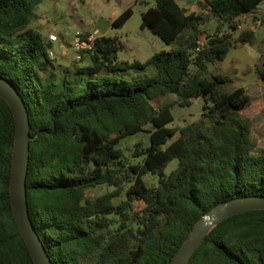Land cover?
<instances>
[{"label": "trees", "instance_id": "trees-1", "mask_svg": "<svg viewBox=\"0 0 264 264\" xmlns=\"http://www.w3.org/2000/svg\"><path fill=\"white\" fill-rule=\"evenodd\" d=\"M264 0H198L188 11L177 0H154L141 13V27L168 49L144 61L116 59V36L80 34L91 64L70 78L53 69L51 42L29 26L41 0H0V76L22 97L29 118L26 196L30 217L53 264H170L195 223L219 202L264 195V152H255L244 110L256 107L244 86L225 90L231 78L209 74L208 63L229 49L252 44L255 32L234 19ZM206 10V11H203ZM130 7L113 21L122 26ZM216 30L205 32L207 17ZM222 24L231 31L221 32ZM80 57V55H79ZM155 73L125 80L97 74L83 85L79 72L101 68ZM193 65V68H191ZM264 80V59L255 65ZM173 94L175 98L160 101ZM203 101L197 120L169 127L173 106ZM150 122L149 145L137 141L125 158L117 144ZM15 118L0 96V264H35L18 229L10 201ZM172 160L175 165L167 172ZM157 175L156 183L144 176ZM106 185L95 196L88 190ZM142 202L138 206L137 202ZM186 264H264V209L219 221Z\"/></svg>", "mask_w": 264, "mask_h": 264}, {"label": "rangeland", "instance_id": "rangeland-1", "mask_svg": "<svg viewBox=\"0 0 264 264\" xmlns=\"http://www.w3.org/2000/svg\"><path fill=\"white\" fill-rule=\"evenodd\" d=\"M181 5L190 4V0H177ZM154 0H41L36 5L34 11L37 16L30 22L29 26L39 31L45 40H50V55L53 58V68L59 77H62L67 68H70L68 75L70 78H76L73 74L75 67H81L91 64L89 54L85 53L81 57L79 49L85 47L79 34H92L91 38L99 35L116 36L121 47L116 54L117 60L144 61L153 53L162 49H168L157 35L149 29L141 27V13L148 7L154 5ZM197 8L199 5L196 2ZM264 9V1L259 5ZM132 10L131 16L122 26H113L112 21L126 8ZM206 11V10H203ZM248 16V15H247ZM260 21L259 27L255 30V41L252 44L246 43L230 48L226 57L221 61L208 63L209 74L222 73L231 78V82L223 85L225 90H230L236 86H244L247 93L253 98L256 107L252 110L245 109L246 115L251 122V138L255 152H264V82L259 83V76L256 73L254 64L259 58L258 63L264 59V21L258 15L256 17L238 16L234 22L242 25H256ZM217 20L207 17L205 23L201 25L202 32L199 34V40L205 41V32L212 33L216 30ZM221 32L231 31L227 24H222ZM239 28L233 31L236 36ZM88 32V33H87ZM54 35V39L50 36ZM79 35V36H78ZM79 37L78 39L76 37ZM81 45V46H80ZM80 55V57H79ZM193 68V65H191ZM156 67L149 64L142 69L108 71L101 68L98 72H79L81 78L78 84L83 85L89 78H95L97 74L110 75L125 80L141 79L151 76L155 73ZM257 79V80H256ZM261 82V81H260ZM175 95L168 94L160 98V101L170 100ZM191 104L188 106H173L171 112L173 120L167 124L169 127H178L197 120L200 116L203 101L199 95L191 97ZM153 126L150 122L145 124L142 130L135 134H130L121 139L117 144L121 154L131 162L139 161L141 156H132L134 145L137 141L142 142L146 147L150 142V130ZM176 161L169 162L166 171L168 172ZM147 183H156L157 175L147 174L144 176ZM110 187L98 185L88 190L87 195L95 197ZM142 206V202H137Z\"/></svg>", "mask_w": 264, "mask_h": 264}, {"label": "water", "instance_id": "water-1", "mask_svg": "<svg viewBox=\"0 0 264 264\" xmlns=\"http://www.w3.org/2000/svg\"><path fill=\"white\" fill-rule=\"evenodd\" d=\"M0 96L9 104L15 118L13 160L10 175V201L14 218L35 264H53L32 223L26 196L29 118L22 97L0 76ZM264 209V195L234 197L219 202L195 223L189 236L170 264H186L201 240L219 221L234 214Z\"/></svg>", "mask_w": 264, "mask_h": 264}, {"label": "crops", "instance_id": "crops-1", "mask_svg": "<svg viewBox=\"0 0 264 264\" xmlns=\"http://www.w3.org/2000/svg\"><path fill=\"white\" fill-rule=\"evenodd\" d=\"M196 2H198V0H190V2L188 3V4H190V6L188 7L187 5H184L183 4V6L184 7H186L187 9H188V11L190 12V11H195V10H197L198 8H197V5L195 4ZM248 15V16H247ZM260 16L261 17V20H263L264 21V9L262 8V7H260V6H258L255 10H253V11H250V12H247V13H245V14H243V15H240V16H242V17H250V16H252V17H256V16ZM211 19H212V21H213V19H215V18H213L212 16H211ZM262 25V24H261ZM260 25V21L258 20L257 21V23H256V25L254 26V25H246V27L245 28H250V29H252V30H254V32H255V30L257 29V27H259V26H261ZM241 26L242 25H240V24H238V28H239V31L240 30H242L241 29ZM237 28V29H238ZM244 29V28H243ZM238 31V32H239ZM80 35V34H79ZM78 35V36H79ZM54 36V35H53ZM76 37L77 39L79 38V37ZM90 36H92V34L90 33L89 34V37ZM100 36V35H99ZM83 43V42H82ZM258 60H260L259 58L257 59V61L255 62V64H254V67H255V65L258 63ZM257 80V79H256ZM259 83H262V82H264V80H262V79H260L259 78ZM261 81V82H260ZM249 94V93H248ZM250 95V94H249Z\"/></svg>", "mask_w": 264, "mask_h": 264}, {"label": "built area", "instance_id": "built-area-1", "mask_svg": "<svg viewBox=\"0 0 264 264\" xmlns=\"http://www.w3.org/2000/svg\"><path fill=\"white\" fill-rule=\"evenodd\" d=\"M50 38H51V39H54L55 37H54L53 35H51ZM88 39H89V40H92L93 38H91V36H90V37H88ZM85 44H86V43H85ZM80 46H81V45H80Z\"/></svg>", "mask_w": 264, "mask_h": 264}]
</instances>
